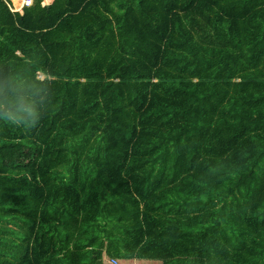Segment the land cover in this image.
Wrapping results in <instances>:
<instances>
[{"label": "trees", "instance_id": "obj_1", "mask_svg": "<svg viewBox=\"0 0 264 264\" xmlns=\"http://www.w3.org/2000/svg\"><path fill=\"white\" fill-rule=\"evenodd\" d=\"M11 5L0 0V174L78 159L143 209L264 211V0Z\"/></svg>", "mask_w": 264, "mask_h": 264}, {"label": "rangeland", "instance_id": "obj_2", "mask_svg": "<svg viewBox=\"0 0 264 264\" xmlns=\"http://www.w3.org/2000/svg\"><path fill=\"white\" fill-rule=\"evenodd\" d=\"M10 1L14 10L23 5ZM93 165L42 158L37 178L0 174V261L37 264L71 248L105 246L98 264H264L262 209L141 210L119 195L123 187L107 190Z\"/></svg>", "mask_w": 264, "mask_h": 264}, {"label": "crops", "instance_id": "obj_3", "mask_svg": "<svg viewBox=\"0 0 264 264\" xmlns=\"http://www.w3.org/2000/svg\"><path fill=\"white\" fill-rule=\"evenodd\" d=\"M24 1V0H23ZM44 1V2H43ZM53 1L54 0H49L48 2H46L45 0H42V5L43 6H45V7H49L52 3H53ZM14 4V3H13ZM23 7H25V6H19L18 5V8H20L19 10H17V9H15L14 11H19V12H21L22 11V8ZM140 209L142 210L143 208L142 207H140ZM143 210H147V209H143ZM154 218V217H153ZM154 219H156V218H154ZM128 246H126V248H129L131 245H134L130 240H129V243L127 244ZM62 247H63V245H62ZM105 247V246H104ZM104 247H102L101 249L104 251V253H106V251H107V248H104ZM104 248V249H103ZM133 248L134 249H137V248H135L134 246H133ZM138 250V249H137ZM136 250V251H137ZM140 250H138V252H139Z\"/></svg>", "mask_w": 264, "mask_h": 264}, {"label": "built area", "instance_id": "obj_4", "mask_svg": "<svg viewBox=\"0 0 264 264\" xmlns=\"http://www.w3.org/2000/svg\"><path fill=\"white\" fill-rule=\"evenodd\" d=\"M31 0H25L23 6H30Z\"/></svg>", "mask_w": 264, "mask_h": 264}, {"label": "bare ground", "instance_id": "obj_5", "mask_svg": "<svg viewBox=\"0 0 264 264\" xmlns=\"http://www.w3.org/2000/svg\"><path fill=\"white\" fill-rule=\"evenodd\" d=\"M25 1V0H24ZM24 1H23V4H24ZM23 6V5H22Z\"/></svg>", "mask_w": 264, "mask_h": 264}]
</instances>
